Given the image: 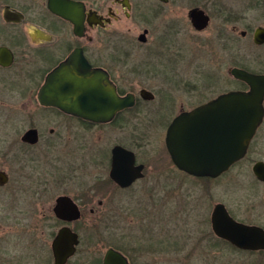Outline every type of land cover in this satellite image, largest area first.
Segmentation results:
<instances>
[{
  "label": "flooded vegetation",
  "instance_id": "flooded-vegetation-1",
  "mask_svg": "<svg viewBox=\"0 0 264 264\" xmlns=\"http://www.w3.org/2000/svg\"><path fill=\"white\" fill-rule=\"evenodd\" d=\"M158 1L167 3L169 0ZM252 3L253 6L264 7V0H252ZM129 4L130 6L125 5L123 0H0V264H45L44 255L40 250L43 249L41 241L45 233L43 225L49 218V214L45 211L46 191L49 187L52 189L54 185L74 178V175L69 173L53 174L55 180L52 181L51 177H45L36 169V162L49 157L51 150L56 151L59 144L69 143L87 147V143L92 140L94 128H131L130 137L134 146L128 144L126 140L112 145L108 178H98L95 183L89 181L80 185L81 191L78 195L66 191L54 197L51 214L61 225L55 231L52 241L64 225H68L79 235L76 250L66 261V264H69L81 243L79 231L71 224L84 218L86 215L84 208L93 202L95 193L106 188L113 190L114 186L123 190L128 189L146 177L149 165L139 157L137 146L149 139L148 128L165 126V140L169 125L179 114L192 111L221 93L191 104L181 100L178 111H175L173 107L178 104L175 83L181 81L188 87L200 90V77L204 78V74H201V65L191 61V66L187 70L197 73V75L191 73V77L197 79L194 83L190 81L191 77L180 74L179 65L171 57L161 61L163 58L159 55L142 58L130 56L129 52L110 54L108 52L110 48H120L124 43V34L120 30H123L124 20L134 14L133 1L129 0ZM194 6L205 9L200 5ZM190 8L186 15L187 22L200 34L210 25L212 14L205 9L210 17L209 24L199 29L192 23L189 16ZM157 14L158 12L154 13ZM230 14L232 11L229 14L225 13L224 20L230 19L228 17ZM260 25L264 26V24ZM145 29L146 39L143 41L139 39V34ZM237 30L238 25L234 23L228 31L223 28L219 30L216 37L218 40L223 39L225 45L228 42L229 46L236 48ZM244 30L245 34L240 33L242 37L248 34V29ZM141 32L137 40L140 44H147L150 28L144 27ZM204 42L206 41L201 35L198 43ZM68 63L71 65L67 68L65 65ZM63 66L67 68L65 73L60 71L59 74L54 75V72L62 69ZM94 70L107 74L120 96L132 94L134 103L117 109L109 119H93L85 114L69 111L61 104L49 100L50 94L57 95L64 90L68 93L72 88V82L63 79L66 76L62 74L79 75L85 79L84 84L87 86ZM159 72H165L169 83V87L165 90V98H162V102L166 103L161 102L152 110H148V102L156 99L157 90L154 91L145 85H141L137 90L130 81L152 77ZM52 79H54V87L49 88ZM76 89L74 88L75 91ZM143 89L150 92V97L141 94ZM19 114L21 117L18 116ZM263 127L264 118L245 156L216 177L197 176L186 172L173 162L167 149L170 165L182 174L179 181L168 180L166 188L171 199L175 198L176 201L181 192L183 197L181 204H186L185 197H189L191 192L186 184L187 181L185 182L186 176L211 182L244 161L255 148L259 132ZM117 144L134 152L135 164L144 165L143 175L128 185H121L110 175L112 149ZM12 182L10 189L9 185ZM51 182L55 184L51 185ZM157 185L159 184L152 181L149 184L153 187ZM61 196L71 199L77 205L78 217H69L67 212H61L62 215L57 214L55 208ZM219 202L214 203L212 211ZM102 203L103 199H99L98 204ZM92 205L89 211L94 214L96 208ZM183 205L181 207L178 205L175 210L176 216L180 213L183 215ZM146 208L145 206L144 210ZM226 208L236 218L227 206ZM212 211L209 217L212 233L210 231L209 234L215 239L227 241L215 232ZM173 214L167 219V230L163 233L145 225H142L141 231H134L139 225H133L131 222L122 225L124 231H89L86 238L88 264H103L110 248L121 252L128 264H152L151 257L155 256L154 252L169 246L177 249L186 248L187 243L180 240L189 238L190 233L181 232L185 222L184 220L180 223L174 222L176 217ZM147 218L143 220L146 224L152 221L151 218L149 220ZM123 220L124 216H110L107 218L106 228H110L113 221ZM209 221L206 220V224ZM14 224L20 225L16 227ZM184 230L188 228L185 227ZM52 241L51 250L55 264ZM156 261L157 259L154 260Z\"/></svg>",
  "mask_w": 264,
  "mask_h": 264
},
{
  "label": "rangeland",
  "instance_id": "rangeland-1",
  "mask_svg": "<svg viewBox=\"0 0 264 264\" xmlns=\"http://www.w3.org/2000/svg\"><path fill=\"white\" fill-rule=\"evenodd\" d=\"M132 1L134 14L124 20L123 30H120L124 34V43L120 48H110L108 50L110 54L129 52L130 56L142 58L159 55L163 58L161 61L171 57L179 65L180 74L186 77H191L193 72L187 71L191 61L201 65V74H204V78L200 77V90L188 87L181 81L175 83L177 88L175 95L178 99V104L173 107L175 111H178L181 100L191 104L229 88H241L230 72L234 65L247 67L255 72H264V43L257 45L252 40L254 28L264 24V7L253 6L252 0H169L167 3L158 0ZM194 5H200L212 14L210 25L200 34L194 31L186 19L188 9ZM230 11H232L228 16L230 19L224 20L223 15L229 14ZM155 12L158 14L154 15ZM234 23L238 25L236 48L229 46L228 42L225 45L223 39L218 40L216 37L219 30L223 28L228 31ZM144 27L150 28L149 41L147 44H140L137 36ZM241 29H248L247 36H241ZM201 35L206 42L199 44L198 39ZM196 80V77H191L190 81L195 83ZM130 82L137 90L141 85L157 90L156 99L148 102V110L162 102L165 90L169 87L165 72ZM18 116L21 117L20 114ZM165 130V126L149 127L147 137L149 139L137 146L139 157L149 165L146 177L128 189L123 190L114 186L113 190L106 188L97 191L91 203L96 208L95 213H90V204L84 208L86 214L84 218L71 224L79 231L81 243L69 264H88L86 238L89 231H124L122 225L131 222L133 225H139L134 231H141L142 225H145L163 233L167 230V219L173 212L177 219H174V222L180 223L182 220L185 222L181 232L190 233L189 238L180 240L187 243L186 248L177 249L169 246L164 250H157L154 252L155 256L151 257L152 264H264V251L239 249L209 234L211 231L209 217L214 203L218 201L223 202L237 219L264 226V181L258 180L252 170L255 160L264 159V127L260 130L255 148L250 151L248 157L218 179L203 182L186 176L185 182L187 181L191 192L189 197H185L184 205L181 204L183 201L181 192L175 201V198L171 199L166 188L168 180L179 181L182 174L170 165L164 140ZM130 131L129 127L94 128L92 140L87 143V147L76 143L59 144L56 151L51 150L49 157L36 162V169L45 177H51L52 181L55 180L53 174L74 175L71 180L56 183V186L54 185L52 189L49 187L46 191L45 211L49 218L43 225L45 233L41 241L43 249L40 250L44 255L45 264H53L51 241L61 225L51 214L55 195L66 191L78 195L81 191L80 185L89 181L95 183L98 178H108L111 147L114 143L125 140L134 146ZM151 181L159 185L149 186ZM12 184L13 182L9 185L10 189ZM52 184L55 183L51 182ZM10 192L14 193L12 190ZM14 195L16 196L15 193ZM99 199H103L101 205L98 204ZM178 205L180 207L183 205V215L180 213L176 216L175 210ZM145 206L147 208L144 210ZM110 216H124V220L113 221L111 227L106 228L107 218ZM146 218L147 220L151 218L152 221L146 224L143 221ZM206 220L209 221L208 224ZM19 225L14 224L16 227ZM185 227L188 230H184Z\"/></svg>",
  "mask_w": 264,
  "mask_h": 264
},
{
  "label": "water",
  "instance_id": "water-1",
  "mask_svg": "<svg viewBox=\"0 0 264 264\" xmlns=\"http://www.w3.org/2000/svg\"><path fill=\"white\" fill-rule=\"evenodd\" d=\"M167 1V0H164ZM123 3L130 6L129 0ZM189 16L196 28L202 29L209 24L210 17L205 9L193 6ZM145 29L139 34L140 40L146 39ZM241 29L240 33L245 34ZM254 42L264 43V26L256 27ZM74 62V61H73ZM71 63L65 65L70 67ZM65 66L54 72L65 73ZM68 72V71H67ZM231 74L244 81L247 88H232L202 103L192 111L179 114L169 125L166 146L173 162L186 172L197 176L216 177L228 170L232 164L243 158L250 142L264 118V72L251 71L234 65ZM71 74V73H70ZM62 74L68 79L73 92L66 90L60 94H50L52 103H59L65 109L85 114L93 119H109L120 108L132 105L134 96H120L115 84L107 74L94 70L91 81L85 86V79L75 74ZM54 87V79L51 81ZM74 88H77L76 91ZM87 88V89H86ZM141 94L150 97L145 89ZM144 165L135 164L132 150L117 144L112 149L110 175L121 185H128L143 175ZM252 170L255 176L264 181V161L257 160ZM55 208L58 215L67 212L69 217H78L77 205L67 197L61 196ZM215 232L231 244L243 250H264V227L234 218L225 204H215L212 211ZM79 243V235L68 225L62 226L52 241L55 264H66ZM103 264H128L126 257L110 248Z\"/></svg>",
  "mask_w": 264,
  "mask_h": 264
},
{
  "label": "trees",
  "instance_id": "trees-1",
  "mask_svg": "<svg viewBox=\"0 0 264 264\" xmlns=\"http://www.w3.org/2000/svg\"><path fill=\"white\" fill-rule=\"evenodd\" d=\"M237 40H238V38H237ZM236 83L239 84L241 88H247V84L242 80L237 79ZM261 251H263V250H261Z\"/></svg>",
  "mask_w": 264,
  "mask_h": 264
}]
</instances>
